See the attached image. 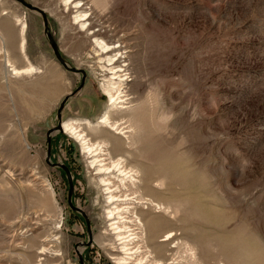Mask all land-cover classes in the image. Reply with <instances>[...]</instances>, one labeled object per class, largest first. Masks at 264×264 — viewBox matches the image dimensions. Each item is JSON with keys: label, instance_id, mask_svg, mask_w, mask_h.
<instances>
[{"label": "rangeland", "instance_id": "rangeland-1", "mask_svg": "<svg viewBox=\"0 0 264 264\" xmlns=\"http://www.w3.org/2000/svg\"><path fill=\"white\" fill-rule=\"evenodd\" d=\"M24 1L76 71L56 60L38 11L0 0V264H114L78 142L55 132L47 144L58 120L95 126L139 167L140 195L158 207H137L155 258L264 264V0H90L92 30L108 26L126 52L127 146L96 125L101 72L60 0Z\"/></svg>", "mask_w": 264, "mask_h": 264}, {"label": "bare ground", "instance_id": "bare-ground-1", "mask_svg": "<svg viewBox=\"0 0 264 264\" xmlns=\"http://www.w3.org/2000/svg\"><path fill=\"white\" fill-rule=\"evenodd\" d=\"M60 2L69 28L80 31L84 42L88 43L86 54L95 58L90 65L94 70L98 69L101 72L99 85L107 100L106 109L96 125L112 131V136L120 135L119 138L113 136V139L123 140V145L127 146V132L130 130L124 121L120 120L122 118H119L120 114L128 111L126 109L131 106L132 102L126 92V81L130 75L125 59L127 58L126 52L123 51L124 47H121L123 41L109 39L111 29L100 23L96 24L99 26L98 30H92L94 23L90 15L93 12V3L90 0H60ZM22 25L19 30L21 50L23 49L22 33L25 23L22 22ZM10 72L13 76L28 75L35 72V68L28 64L17 68L11 67ZM83 125L85 126L73 120L62 122L58 120L57 124L52 127L51 135L55 132L68 134L78 142L87 159V167L91 169V178L99 188L104 201V218L107 221L106 229L110 234L107 239L111 241L109 246L118 252L117 255L114 254L109 258L114 264H175L174 260L161 262L153 254L151 255L145 235L146 226L141 214L137 212V207L142 205L146 208L153 201L140 195L139 189L143 180L139 167L130 164L124 155L113 157L110 150H114L116 146L111 144L112 140L103 136H95L99 133L96 132L98 128L88 122ZM153 205L158 208L156 203ZM173 236L174 232L168 230L161 235L159 241L163 245H170ZM47 244L50 243L46 242L43 245ZM49 248L42 246L40 253L50 250ZM54 251H51V254L58 255Z\"/></svg>", "mask_w": 264, "mask_h": 264}, {"label": "water", "instance_id": "water-1", "mask_svg": "<svg viewBox=\"0 0 264 264\" xmlns=\"http://www.w3.org/2000/svg\"><path fill=\"white\" fill-rule=\"evenodd\" d=\"M16 1L19 2L20 4H22L23 6L27 7V8L30 9V10H36V11H38V12L42 15V18H43V21H44V27H45L44 32H45V35H46V37H47V39H48V41H49V43H50L51 49H52V51H53V54H54L56 60L62 65L63 68H65V69H67V70H69V71L75 72V71H76L75 68L68 67V66L66 65L65 61H64V60L62 59V57L60 56V54H59V52H58V50H57V47H56L55 43L53 42L52 38L50 37L49 33L47 32V30H46V24H45V20H46V19H45V16H44V13L42 12V10H40L38 7L32 6V5H30V4H27L24 0H16ZM66 98H67V96L64 97L63 102L66 100ZM61 105H62V102H61ZM51 130H52V128H51V129H48V130L46 131V140H47V144L49 143V137H50V135H51ZM63 168H64V167H63ZM64 169H65V168H64ZM67 174H68V173H67Z\"/></svg>", "mask_w": 264, "mask_h": 264}]
</instances>
